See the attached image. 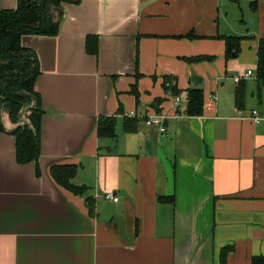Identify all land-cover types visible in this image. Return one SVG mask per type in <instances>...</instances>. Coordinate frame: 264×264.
I'll return each mask as SVG.
<instances>
[{"label": "crops", "instance_id": "obj_1", "mask_svg": "<svg viewBox=\"0 0 264 264\" xmlns=\"http://www.w3.org/2000/svg\"><path fill=\"white\" fill-rule=\"evenodd\" d=\"M17 3L0 0V9ZM62 8L57 35L21 37L41 69L40 174L35 161H17L11 130L19 123L3 112L0 264H220L226 246L227 264L264 257V86L259 95L256 78L243 79L239 109L234 80L256 74L264 0H81ZM229 35L245 38L227 57L221 36ZM195 88L203 112L190 116ZM148 115L162 116L166 131L146 125ZM107 116L116 117V138L98 134ZM127 118L137 130L125 129ZM64 164L76 165L72 182L88 187L84 195L52 177L51 167Z\"/></svg>", "mask_w": 264, "mask_h": 264}, {"label": "trees", "instance_id": "obj_2", "mask_svg": "<svg viewBox=\"0 0 264 264\" xmlns=\"http://www.w3.org/2000/svg\"><path fill=\"white\" fill-rule=\"evenodd\" d=\"M81 0H18L14 9H0V130L4 131L3 112H7L14 123L20 119H28L27 124L17 127L16 136L17 161L21 164L35 161L37 174H40L39 158L41 154V118L44 113L41 96L35 90V82L41 73L39 58L32 48L23 46L21 37L24 34H39L54 36L59 33L63 18V3H79ZM94 38V37H93ZM90 37L92 42L95 41ZM225 40L226 56L238 55L241 42L245 36H221ZM94 51V50H93ZM256 81L258 93L264 86V37L258 40ZM191 61L204 59L203 56L188 58ZM171 82L165 77L164 84L168 88ZM175 93L179 90L172 87ZM186 114L201 115L204 105V94L201 89H189L187 92ZM246 101V83H241L235 90V103L239 109L244 108ZM116 117H102L98 123L100 136L116 138ZM125 129L129 132L137 130L135 119L125 120ZM75 164L53 165L51 175L55 181L71 192L84 195L88 187L72 182L76 173ZM169 200L170 198H163ZM89 211L94 213V198H86ZM233 246H226L220 255V264H227V255ZM251 264H264L263 256H253Z\"/></svg>", "mask_w": 264, "mask_h": 264}, {"label": "built area", "instance_id": "obj_3", "mask_svg": "<svg viewBox=\"0 0 264 264\" xmlns=\"http://www.w3.org/2000/svg\"><path fill=\"white\" fill-rule=\"evenodd\" d=\"M255 77L256 74L252 70H248L245 74L243 75H236L234 77L235 82L238 84L241 82L243 79H249ZM180 97L176 98L177 104H179ZM132 115H135V112H131ZM252 118L254 121L258 122L260 120V116L258 115L257 110H253V115ZM145 123L148 126H157L160 130V132H165L166 131V126L164 124V118L160 115H148L145 117ZM105 197L108 199H113L115 201L118 200V197L114 192H108L105 194Z\"/></svg>", "mask_w": 264, "mask_h": 264}, {"label": "water", "instance_id": "obj_4", "mask_svg": "<svg viewBox=\"0 0 264 264\" xmlns=\"http://www.w3.org/2000/svg\"><path fill=\"white\" fill-rule=\"evenodd\" d=\"M193 81L197 84V83L201 82V78H194ZM28 122H29L28 119L23 117L20 119V122H19L18 126H16V128L23 125V124H27ZM15 129H12L11 131H14Z\"/></svg>", "mask_w": 264, "mask_h": 264}, {"label": "rangeland", "instance_id": "obj_5", "mask_svg": "<svg viewBox=\"0 0 264 264\" xmlns=\"http://www.w3.org/2000/svg\"><path fill=\"white\" fill-rule=\"evenodd\" d=\"M25 118V117H24Z\"/></svg>", "mask_w": 264, "mask_h": 264}]
</instances>
